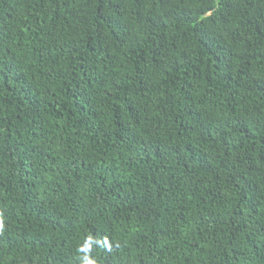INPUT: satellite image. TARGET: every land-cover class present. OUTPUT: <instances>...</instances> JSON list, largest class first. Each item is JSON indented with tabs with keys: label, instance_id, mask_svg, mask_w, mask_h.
Returning a JSON list of instances; mask_svg holds the SVG:
<instances>
[{
	"label": "trees",
	"instance_id": "obj_1",
	"mask_svg": "<svg viewBox=\"0 0 264 264\" xmlns=\"http://www.w3.org/2000/svg\"><path fill=\"white\" fill-rule=\"evenodd\" d=\"M0 264H264V0H0Z\"/></svg>",
	"mask_w": 264,
	"mask_h": 264
}]
</instances>
